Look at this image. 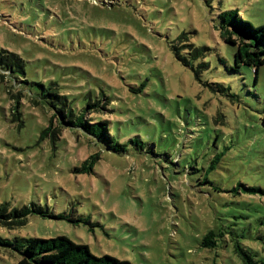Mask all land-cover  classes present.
<instances>
[{
    "label": "rangeland",
    "instance_id": "obj_1",
    "mask_svg": "<svg viewBox=\"0 0 264 264\" xmlns=\"http://www.w3.org/2000/svg\"><path fill=\"white\" fill-rule=\"evenodd\" d=\"M226 9L264 27V0H0V59L23 64L0 68V203L48 212L0 225L12 243L0 264L16 263L21 237L57 235L132 264H242L235 243L264 261V194L244 191L264 189V64L256 79L235 67L215 27ZM181 32L209 47L198 78L170 50ZM54 93L78 108L101 99L86 116L124 149L71 128L40 139Z\"/></svg>",
    "mask_w": 264,
    "mask_h": 264
},
{
    "label": "trees",
    "instance_id": "obj_2",
    "mask_svg": "<svg viewBox=\"0 0 264 264\" xmlns=\"http://www.w3.org/2000/svg\"><path fill=\"white\" fill-rule=\"evenodd\" d=\"M215 27L218 29L220 37L226 42L235 46L233 53L234 65L240 63L250 66L254 70L255 79L257 78L258 69L264 64V27L254 26L250 21H246L239 15L236 9H226L218 13V20ZM188 32H181L169 44L170 50L183 65L189 66L195 77L198 78L202 70L209 67L206 61V51L209 47L205 44L196 43L188 39ZM10 61L1 58L0 68L6 70L11 75L22 74L23 64L18 56H11ZM199 60L194 66V62ZM230 68L234 70V68ZM18 70L19 72L15 71ZM16 72V73H15ZM3 74H0L2 76ZM10 75V76H11ZM16 78V77H15ZM21 81V80H20ZM22 81H26V78ZM211 87L208 83H205ZM141 86L134 89L135 92L141 91ZM228 92L229 87L221 86ZM212 90V89H211ZM230 93V92H228ZM230 96V95H228ZM54 99L60 102L56 106V125H52L53 118L49 124L41 131L40 139L49 137L55 141L63 128L79 129L91 138L97 141L107 142V148L113 151H122L124 145L116 141L115 137L109 134L107 121L95 120L87 117V114L98 111L101 99L93 102L89 101L85 106L78 108L65 97H60L54 93ZM104 104L107 103L108 97L104 96ZM18 103V101H16ZM14 117L19 116L17 105L14 104ZM54 115V116H55ZM223 121V115L218 114L216 120ZM98 154L90 155L82 161L81 170L90 172L92 165ZM244 191L247 193H256L259 191L264 194V189L246 186ZM33 213H39L42 216L48 214L41 206L34 202L21 207H10L8 202L0 203V225L8 229L26 224L28 216ZM65 218L64 215L60 216ZM70 222L78 223L80 220L69 218ZM217 234L213 229L207 231L202 237L201 244L204 247H215L217 244ZM19 245H13V249L19 252L20 257L15 264H132L128 260L118 259L112 255L104 254L101 256L94 255L88 246L82 243H76L64 235L54 237H21ZM0 245H12L9 239L0 237ZM233 250L240 258L242 264H264V261L254 260L249 253L238 243L234 244Z\"/></svg>",
    "mask_w": 264,
    "mask_h": 264
}]
</instances>
